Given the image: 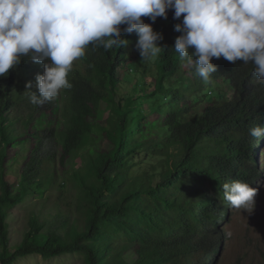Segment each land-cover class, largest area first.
Segmentation results:
<instances>
[{
  "label": "trees",
  "instance_id": "obj_1",
  "mask_svg": "<svg viewBox=\"0 0 264 264\" xmlns=\"http://www.w3.org/2000/svg\"><path fill=\"white\" fill-rule=\"evenodd\" d=\"M144 19L163 36L154 62L141 60L135 32L123 34L126 47H89L68 75L72 88L42 106L30 103L26 87L31 81L37 91L41 63L0 77L1 264L31 254H79L82 264H211L220 255L231 214L222 184L238 179L255 188L261 179L250 129L264 126V83L251 63L220 58L205 84L171 48L180 35L173 11ZM123 66L129 83L138 75L141 85L123 89ZM97 130L109 148L88 145ZM46 142L59 153L42 151ZM69 163L74 199L56 178ZM51 186L59 193L46 207ZM31 197L42 205L27 207L13 242L11 209Z\"/></svg>",
  "mask_w": 264,
  "mask_h": 264
},
{
  "label": "clouds",
  "instance_id": "obj_2",
  "mask_svg": "<svg viewBox=\"0 0 264 264\" xmlns=\"http://www.w3.org/2000/svg\"><path fill=\"white\" fill-rule=\"evenodd\" d=\"M169 10L180 21L174 25L180 35L171 48L205 84L217 70L213 59L221 58L241 61L244 68L251 63L253 75L263 85L264 0H0V77L23 63H41L43 72L35 77L37 91L31 90V81L26 87L30 103L42 106L61 89L72 88L68 75L89 47L106 51L126 47L129 41L123 34L135 32L141 60L154 62L165 49L158 43L163 36L144 18L166 19ZM250 135L262 149L264 126L251 128ZM260 175L255 188L238 179L223 183V202L251 213Z\"/></svg>",
  "mask_w": 264,
  "mask_h": 264
},
{
  "label": "rangeland",
  "instance_id": "obj_3",
  "mask_svg": "<svg viewBox=\"0 0 264 264\" xmlns=\"http://www.w3.org/2000/svg\"><path fill=\"white\" fill-rule=\"evenodd\" d=\"M119 72L121 74L119 75L121 79L125 77V82L121 84L125 91L130 90L134 83L141 85L139 81L140 76L138 75H132L133 83H129L130 71L127 74L128 70L126 66L120 67ZM145 78V84L152 90L153 76L150 73H147ZM208 86L209 88L213 87L218 89L215 82L208 84ZM225 92H227V88L225 89ZM108 142L109 141L105 137L101 136V132L97 130L91 136L88 145H95L99 148L106 149L110 147ZM52 143H54V145L51 144V142H46L42 147V151H51L54 154L59 153V146L55 144L56 142ZM262 147V149L258 148L257 155L261 152L260 162L264 164V143H262ZM74 158H72V160ZM152 161L155 162L156 160L153 159ZM260 162L259 171L263 175V178L260 186L257 188L258 191L255 197V208L251 213L241 212L234 208L231 209L229 220L221 226V229L225 234L230 233L231 235H226L225 242L221 248V253L216 258L215 264H264V165H260ZM70 163L68 167L69 169L64 172L65 175L62 173H56V178L57 183L64 180L67 181L64 190L67 192V195L74 199L76 190L73 188L69 180L70 173L73 169ZM45 192L53 193L45 202V206L49 207L56 200V195L59 193V190L57 189L56 191V187L51 186L46 189ZM47 194L48 193H45L44 198ZM42 202V198L36 199L35 197H31L25 201V204L18 205L11 209L10 227L13 242L19 240V234L22 233L26 224V217L28 216L26 211L27 207L30 204H34V207L38 210L41 207ZM62 209H64V206H62ZM14 264H82V257L79 254H65L56 258L44 259L41 255L31 254L16 261Z\"/></svg>",
  "mask_w": 264,
  "mask_h": 264
}]
</instances>
